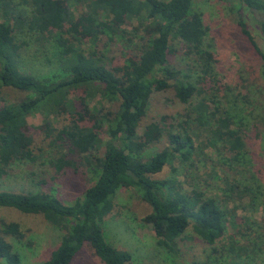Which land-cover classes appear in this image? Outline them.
<instances>
[{"label": "trees", "instance_id": "16d2710c", "mask_svg": "<svg viewBox=\"0 0 264 264\" xmlns=\"http://www.w3.org/2000/svg\"><path fill=\"white\" fill-rule=\"evenodd\" d=\"M23 1L31 6L29 13L12 0H0V86L28 93L20 101L0 105V207L41 214L64 231L59 245L42 264H70L84 242L91 245L105 264H141L134 263L128 251L110 245L100 226L113 208V196L122 186L131 187L151 207V212L141 221L150 224L158 246L176 252L177 240L183 238L189 227L197 237L213 245L222 236L226 222V212L216 197L206 196L196 188L185 191L172 175L155 177L165 165L176 160L185 163L193 155L214 147L215 139L222 142L232 159H238L246 151L240 129L231 127L235 123L233 117L221 106L216 94H205V84L213 77L211 65L215 58L205 46L208 29L202 13L192 9L194 0ZM74 4L81 7L78 17L73 14ZM242 5L264 17V0H240ZM130 19H136L140 25L136 30L143 31L140 38L136 32L127 39L131 43L133 37H138L140 44L138 47L135 42L134 46L131 44L135 53L126 62L113 64L108 44L115 41L114 36L129 33L123 25ZM145 21L149 24L145 25ZM236 22L261 58L264 84V52L239 12ZM260 27L264 34V19ZM25 29L36 33V41H56L62 67L59 73L34 77L18 68L21 45L14 37ZM104 39L101 48L99 43ZM88 41L93 44L91 50L83 47ZM174 43H181L186 55L195 56L200 74L194 82L189 74L169 64ZM79 88L84 94L79 95L77 104L67 96ZM168 89L178 102L189 107L175 117L160 116V120L152 121L138 134L139 122L146 114L151 96ZM93 90L116 99L115 109L107 110L104 115L99 114L100 110L92 111L89 117L80 113ZM49 111L56 115L65 113L68 119L61 128L51 127L50 121L46 124L45 135L50 138L49 146L55 154L51 166L57 175L66 168L77 171V158L72 155L79 156L81 164L92 165L97 174L95 181L72 204L63 203L51 191L23 192L1 187L15 162L37 159L33 137L24 128L26 117L36 112L49 114ZM101 118L108 122L109 140L104 142L101 156L89 158L91 150L103 143L93 124L101 127ZM201 132L210 136L198 143ZM164 134L168 143L143 159V150ZM175 171L176 167H172L173 174ZM235 194L241 195L238 191ZM8 236L20 241L24 232L17 222L0 218V260L19 264V256L7 241Z\"/></svg>", "mask_w": 264, "mask_h": 264}, {"label": "rangeland", "instance_id": "374dc122", "mask_svg": "<svg viewBox=\"0 0 264 264\" xmlns=\"http://www.w3.org/2000/svg\"><path fill=\"white\" fill-rule=\"evenodd\" d=\"M12 2L29 13L31 6L28 2ZM80 8L75 5L74 17H78ZM192 9L202 13L203 22L208 29L205 46L213 52L215 58L211 65L213 77L205 84V94H216L221 106L233 117L235 123L231 127L240 129L246 151L238 159H232V154L224 148L222 142L215 139L214 147L193 155L185 163L176 160L165 165L163 171L155 177L166 178L172 175L181 182L183 190L196 188L206 196L216 197L217 203L226 212L223 234L213 245H208L189 227L183 238L177 240L176 252L171 253L156 244L150 224L141 221L142 217L151 212V207L127 186L116 191L113 208L103 217L100 226L105 240L117 249L128 251L134 263L264 264V84L261 58L242 35L236 22L239 12L257 46L264 52V34L260 27L264 17L250 11L245 5L240 6V0H194ZM144 23L149 24L148 21ZM139 26L136 19H130L123 25L129 33L114 36L115 41L108 44V55L113 64L121 65L135 53L133 42L136 47L139 46L138 37L143 31L136 30ZM136 32L138 37H133V42L129 43L127 38L132 34L135 36ZM35 35V32L27 29L15 33V42L21 45L18 68L34 77L59 73L62 67L56 41H36ZM104 42L105 39L99 43L101 48ZM91 45V41H88L83 47L91 50ZM173 47L175 51L169 55V64L189 74L194 82L200 74L195 56L186 55L181 43H174ZM27 94L12 87L0 86V105L20 101ZM83 94V89L79 88L72 90L67 98L78 104V97ZM194 99L196 101L197 97ZM116 105V99L93 90L87 99L85 110L80 113L89 117L90 112L100 110L99 114L104 115L107 110L115 109ZM188 107V104H181L174 98L171 89L155 92L149 100L146 114L139 122L138 134H142L152 121L160 120V116L175 117ZM48 121L51 127L61 128L68 122L67 114L56 115L49 111V114L36 112L26 117L24 128L33 137L32 146L37 159L34 162H15L1 187L23 192L51 191L63 203L72 204L95 181L97 174L92 165L84 161L83 165L79 156L72 155L74 159L77 158V171L66 168L57 175L51 166L55 156L54 149L49 146L50 138L45 135ZM87 124L92 125V122ZM93 124L103 143L91 150L89 158L101 156L104 142L109 140L106 118H101V127L94 122ZM208 136L209 133L201 132L196 142H202ZM167 143L164 134L159 141L143 150L142 158H149ZM172 167H176L174 174ZM231 184L235 187L230 188ZM237 191L241 194L240 197L235 194ZM0 218L17 222L24 232V238L20 241L11 236L6 237L19 256V264H42L59 245L64 234L63 230L50 224L41 214L0 207ZM0 263L5 264V261L0 260ZM70 264L105 263L94 253L91 245L84 242Z\"/></svg>", "mask_w": 264, "mask_h": 264}]
</instances>
